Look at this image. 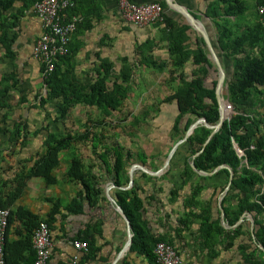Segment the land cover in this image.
Listing matches in <instances>:
<instances>
[{"label":"trees","instance_id":"obj_1","mask_svg":"<svg viewBox=\"0 0 264 264\" xmlns=\"http://www.w3.org/2000/svg\"><path fill=\"white\" fill-rule=\"evenodd\" d=\"M35 1L37 0L26 1V6H33ZM205 1L207 3L204 14L210 19L217 36L215 51L221 60L227 58L232 64V73L224 83L233 113L229 120H224L222 126L211 136L199 154L197 153L212 131L203 124H198L187 139L178 145L177 152L170 160V167L164 174H169L171 171L178 173L179 181L169 189V199L174 202L183 190L187 189L183 195V212L178 223L184 226L198 222L203 246L213 247L216 244H223V248H228L238 237H246V241H242L238 247L241 254L238 264H264V251L256 246L260 244L264 247V221L255 218L254 223L258 227L253 233L245 229L242 223L235 230L226 232L219 223V216L214 217L212 198L207 203L202 200V193L208 187L213 189L212 197L222 192L231 171V184L221 200L228 224L236 223L245 212L255 213V216L262 214L264 17L258 14L257 7L263 4L264 0ZM154 2H158L163 8L162 21L153 25L159 27L162 33L161 39L167 43L165 59L154 56L153 43L147 39L137 45L133 59L128 56L120 58L118 70H115L114 62L100 60L99 65L94 69V77L76 76V51L70 47V42L68 53L59 56L55 60L54 69L44 76V66L39 63L45 94L39 90L34 100L42 108L46 105H56L57 112L52 121L63 123V134L51 130L48 125L32 132L34 136L41 132L45 133L41 145L33 155L27 156L33 157L29 159L32 160L29 166L24 164L16 167L11 174H6L7 170L9 172L10 170L2 165L3 141L0 139V208L9 211L3 245L4 264H35L36 252L32 237L39 222L47 223L52 239V229L58 220L57 215L64 219L69 214L83 215L86 206L95 207L100 199H103L102 185L108 180L114 186L112 197L130 222L132 242L129 252L144 256L149 264H157L154 254L157 242H167L177 250L175 242L179 238L178 231L174 235L155 232L144 216L147 198L144 195L145 189L135 180L131 187L124 189L129 182L128 168L133 163L138 162L157 170L163 165L166 157L163 159L146 157L142 151L137 152V157H132L130 150H124L120 145L111 147L104 142L109 135V118L114 112L124 108L130 99L133 73L138 67H145L152 72L166 73L160 86L168 92L157 102H142L139 110L132 113L131 120L122 128L128 137L137 138L138 131H145L162 111L163 104L175 106L176 113L168 132V137L173 142L181 139L196 119L204 118L209 125H214L219 120L215 95L218 72L215 64L208 58V50L203 38L197 37L194 46L190 47L192 41L188 34L190 25L185 18L182 17V22L175 20L165 12L164 0ZM14 3L15 0H0V47L4 49V54L8 58H12L13 54L11 50L13 41L8 37V28H14L17 24L16 17L9 15ZM77 3L78 0H74L73 6L67 10L69 16L79 15ZM85 21L84 16L82 22ZM189 59L195 70L189 78H186L184 70ZM14 76V71L0 75V106L8 105L2 99L10 89L17 86ZM26 101V96L19 99L20 103ZM80 105L84 109L80 108ZM257 105L263 109L262 112H253ZM74 113L86 115L88 121H82L81 118L74 116ZM78 126L80 129L75 130ZM19 127L11 135V140H17L21 133ZM2 131L3 129L0 128V133ZM21 145L26 146L25 140ZM80 145H90L96 157H83L78 154ZM180 149L184 153L183 157L178 159L177 154ZM62 152L65 156L72 154L68 160L69 169L62 177L64 181L80 186L75 197L66 204L60 203L57 198H48L51 209L45 215L32 212L18 204L30 179L40 178L45 185L57 183L58 179L54 171L61 162ZM155 160H159L158 164ZM192 160L195 168L202 171L209 172L219 165L226 167L219 169L212 176H203L192 169ZM177 165H179L178 169ZM141 174L143 177H148L144 172ZM221 174L226 177L222 184L202 182ZM216 211L218 215L217 208ZM100 224V222L88 223L85 229L71 240L86 241L87 250L90 249L94 242L90 230L96 228L97 231ZM219 236L220 240H218ZM213 254L216 255L218 252L214 251ZM213 254H210L212 258Z\"/></svg>","mask_w":264,"mask_h":264},{"label":"crops","instance_id":"obj_2","mask_svg":"<svg viewBox=\"0 0 264 264\" xmlns=\"http://www.w3.org/2000/svg\"><path fill=\"white\" fill-rule=\"evenodd\" d=\"M26 1L28 0H15V3L9 10V15L15 16L17 22L14 28H8V37L13 41V43L11 42L12 58H8L4 54V49L0 47V75L14 71V81L17 84V86L10 89L7 95L2 99V101L8 105L0 106V128L3 129L0 133V139L3 141L1 147H10L11 144L18 145L25 140L26 146L24 147L26 149L23 152L31 153L32 150L36 151L39 149L45 136L44 132L35 136L32 132L46 125H48L51 130L56 131L55 127L59 122L52 121L55 112H57L55 104L46 105V107L42 108L34 100L39 90H41L42 94H45L44 85L42 84V75L40 73V64L32 57L33 45L41 34V27L37 17L32 11V6H26ZM131 1L142 4L161 0ZM175 1L188 8L193 15L203 23L207 29L211 43H214L213 46L215 48L217 45V36L210 19L204 14L207 2L205 0ZM77 9L78 14L82 17V21L84 16L86 17V21H81V23H79L78 28L75 30L70 40V47L76 51V76L94 77V69L99 65L100 60H110L116 65L117 61L119 62L120 58L123 56H128L130 59H133L134 50L137 45L147 39H150L153 43L152 51L156 58L165 59L167 57V43L165 40L161 39L162 33L159 27L153 25V23L144 27H136L125 22L118 13L117 0H78ZM165 12L175 20L182 22L183 16L170 8L167 4ZM188 34L192 40L190 47H193L196 38L201 35L191 26L188 30ZM208 58L214 63L209 50ZM220 62L225 72L226 80L232 73V64L227 58L220 59ZM214 66L216 67V65ZM194 70L191 59H189L185 64V77L189 78ZM223 87H225L226 90L225 83L221 86L220 95L223 99H228L227 90L225 94H222ZM22 96H26L27 101L20 103L19 99ZM82 107L83 106L80 108ZM253 110L255 113L256 111L262 112L263 109L257 105ZM95 112L97 111L95 110ZM18 126L21 128V133L17 140H11V135L15 133ZM31 158L33 159V157H4L2 165L5 169L10 170V172L7 170L6 174H11L16 167H21L24 164L29 166L32 162V160H29ZM158 162L159 160H155V163L158 164ZM137 163L138 162L133 164ZM138 164L147 171L135 168L131 186L135 180L139 186L145 189L144 195L147 196V198L145 201L146 211L144 216L149 220L155 232H166L169 235H174L175 232L178 231L179 238L175 242V246L185 264L239 263L241 254L238 247L242 241H246V237H238L233 245L228 248H223V244H216L213 247H211V245L203 246L201 244L203 239L199 232L198 222L188 223L184 226L178 223L183 212V195L187 192V189L183 190L181 195L174 202H171L169 199L168 191L174 185L175 181H179L177 180L178 173L174 176L171 171V173L166 174V176L161 179L163 173L160 175L152 174L151 172L156 170L145 167L140 163ZM130 167L127 172L128 176ZM62 171L63 169L60 162L58 168L54 171L58 181L53 185H45L40 178L30 179L26 191L23 197L20 198L18 204L23 206L27 204L28 206L25 207L32 212L45 215L51 209V202L48 198H57L62 204L69 202L80 190V186L75 183L64 181L62 177L64 172ZM142 172L147 174L148 177H143L141 174ZM213 174L203 176H212ZM102 175L108 176L107 174ZM59 178H62L61 180L64 184L61 185ZM225 178L226 177L221 174L216 177L202 180V182L207 184L214 182L222 184L225 182ZM113 187L109 189L110 195L113 191ZM212 191L213 189L211 187L206 188L202 193V200L204 203H207L210 198H212L213 202L211 204L213 206L214 217L219 216V223L226 232L228 230H235L242 223L245 229L253 233L258 227V225L254 223L255 218L264 221L263 206L261 215L255 216V213L245 212L241 215V217H243L242 220L239 221L240 217L236 223L229 225L225 217L224 219L222 218L218 206V198L221 192L212 197ZM106 192L107 188L103 186V199H100L95 207H87L85 205L86 207L83 215L69 214L64 219L59 218V215H57L58 220L55 222L54 228L52 229L53 245L51 249V259L54 262L60 263L69 261V258L74 253L71 239L83 231L88 223L93 224L100 222L101 224L97 227V231L96 228L90 230V233L94 236L93 245L85 252H78L79 258L75 264H149L144 256L129 252V248L125 247L127 242V227L125 221L118 213L115 205L109 199ZM216 208L219 210L218 215L216 214ZM223 220L225 221V225L223 224ZM218 240H220V236ZM256 246L261 249L260 246L262 245L257 244ZM214 251H217L218 254L214 255ZM210 254L214 255L213 258Z\"/></svg>","mask_w":264,"mask_h":264},{"label":"built area","instance_id":"obj_3","mask_svg":"<svg viewBox=\"0 0 264 264\" xmlns=\"http://www.w3.org/2000/svg\"><path fill=\"white\" fill-rule=\"evenodd\" d=\"M74 0H37L32 11L37 17L41 34L35 40L32 57L44 66V73L54 69L55 60L69 51V42L75 32L80 15H68L67 10ZM117 10L125 22L136 27H144L162 21L163 8L158 2L135 3L130 0H117ZM257 12L264 17V3L257 7ZM264 24V23H263ZM225 120H229L233 109L230 103L225 104ZM241 154V151L237 149ZM9 211L0 208V264H4L3 245L8 224ZM33 248L36 252L35 264H75L79 258L78 252L87 250V242L74 240L71 245L74 253L68 262L57 263L51 259L52 239L51 230L45 221L39 222L32 237ZM157 264H185L174 246L159 241L154 247Z\"/></svg>","mask_w":264,"mask_h":264},{"label":"rangeland","instance_id":"obj_4","mask_svg":"<svg viewBox=\"0 0 264 264\" xmlns=\"http://www.w3.org/2000/svg\"><path fill=\"white\" fill-rule=\"evenodd\" d=\"M119 62L117 61V64ZM115 65V70H118L120 67V63ZM166 73L160 72H152L145 67L135 68L133 73V82L131 88L130 99L127 101L126 106L119 111L113 113V115L109 118V135L104 139V142L113 147L114 145H120L124 147V150H130L132 157H137V152L142 151L146 157H167L168 152L174 145L175 142L168 137V132L171 128L172 121L174 115L176 113L174 104H163L162 111L157 115V117L151 122V124L147 127V129L143 132H137V138H130L126 134V132L122 129L124 125H126L129 120L132 118V113L139 110L142 102H152L159 101L164 95L167 94L168 91L160 86V82L164 79ZM45 89V88H44ZM225 87L222 88V94H225ZM74 116H77L82 119V121H88V117L81 113H74ZM94 117V116H93ZM87 118V119H86ZM59 124L55 127V130L58 134H63V124L61 121H58ZM75 129V128H74ZM80 129V127H76L75 130ZM60 132V133H59ZM180 145V144H179ZM3 152H1L3 157H27L33 155L34 150L31 153H24L25 147L21 144H14L10 147H1ZM5 151V152H4ZM98 151V150H97ZM177 152V148L174 154ZM179 154H177L178 159L183 157V151L180 149ZM78 154L83 157H96L90 145L89 146H79ZM173 154V155H174ZM61 157V167L63 169L62 172H67L69 169V158L72 157V154H68L65 156V153L60 154ZM162 161V160H161ZM136 163V162H135ZM138 164V163H137ZM162 165V162L160 163ZM170 164V163H169ZM167 165L166 168L160 173L161 179H163L166 175L165 172L169 169L170 165ZM179 165L176 166V168ZM178 169V168H177ZM175 170V169H174ZM159 174V175H160ZM174 176H176L177 172H173ZM62 178H59V182L62 184ZM178 180V179H177ZM177 182V181H175ZM113 187V184L110 180L105 182L102 187ZM25 206H28L27 204Z\"/></svg>","mask_w":264,"mask_h":264},{"label":"water","instance_id":"obj_5","mask_svg":"<svg viewBox=\"0 0 264 264\" xmlns=\"http://www.w3.org/2000/svg\"><path fill=\"white\" fill-rule=\"evenodd\" d=\"M165 1H166V4L170 8H172L175 11H177L178 13H180V15H182L186 19L187 23L195 31L200 33V35L202 36V38H203V40L205 42V45L207 46V48H208V50H209V52L211 54L212 60H213V62L215 63V65L217 67L218 80H217V84H216V88H215V95H216V99H217V102H218V108H219V120H218V122L216 124L209 125L204 118L196 119L188 127V129L185 131L183 137L174 143V145L172 146V148L168 152V155L166 157V160L164 161V164L159 169H157L156 171L151 172L152 174H155V175L160 174L163 171V169L166 168V166L170 163V160L172 159L173 154H174L176 148L178 147V145L181 144L183 141H185L187 139V137L191 134L193 129L198 124H203V125L207 126L208 128L212 129V131L209 134V136L207 137V139L205 140V142H204V144L202 146V149L197 153V154H199L203 150L204 146L207 144V142L209 141L211 136L222 126L224 120L226 119L225 107L224 106H225L226 103H228V99H223L221 97V95H220L221 86L225 82V72L223 70V67H222V64L220 62L219 56H218L217 52L215 51V48H214L213 44L211 43L210 37H209V35L207 33V29L205 28L203 23L199 19H197L188 8H186L185 6L179 4L175 0H165ZM196 155H194V156H196ZM191 166H192V169L196 173H199V174H202V175H210V174H213L214 172H216L218 169L226 167L225 165H219V166H217L216 168H214L213 170H211L209 172L202 171V170H198V169L195 168L193 160L191 161ZM135 168H140V169H143L144 171H147L141 165L133 164L130 167V169H129V182H128V185L126 187H124V189H127V188H129L131 186L132 181H133V171H134ZM231 180H232V172H230L228 183L225 186V188L223 189V191L220 193L219 198H218V206H219V209H220V212H221V215H222L223 219H224V212H223V208H222V205H221V200H222V197L226 194V192H227V190H228V188H229V186L231 184ZM110 188H111V186L107 188V192L106 193H107V196L109 197V199L115 205L118 213L122 216L123 220L125 221V224H126V227H127V242H126L125 247L126 248H130V245H131V242H132V231H131V227H130V222L127 219V217L125 216L122 208L116 203L115 199L110 195V193H109V189ZM242 218L243 217H241L239 219V221L242 220ZM223 224L225 225V221L224 220H223ZM260 247H261V249L264 250L263 246H260Z\"/></svg>","mask_w":264,"mask_h":264}]
</instances>
